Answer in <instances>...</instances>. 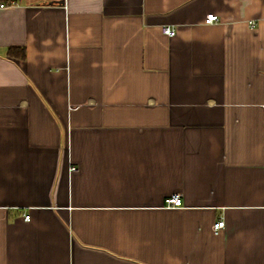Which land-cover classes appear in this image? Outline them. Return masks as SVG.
I'll use <instances>...</instances> for the list:
<instances>
[{"label":"crops","instance_id":"0c3cea01","mask_svg":"<svg viewBox=\"0 0 264 264\" xmlns=\"http://www.w3.org/2000/svg\"><path fill=\"white\" fill-rule=\"evenodd\" d=\"M16 3L0 264H264V0Z\"/></svg>","mask_w":264,"mask_h":264},{"label":"built area","instance_id":"2783aa9c","mask_svg":"<svg viewBox=\"0 0 264 264\" xmlns=\"http://www.w3.org/2000/svg\"><path fill=\"white\" fill-rule=\"evenodd\" d=\"M16 0H11L9 3H0V9H7L10 7H14L16 6ZM218 21V16L215 14H209L207 16V22L209 23H213ZM163 32L164 34L168 35V36H173L175 34V30L172 29L169 26H164L163 27ZM72 171H77L76 167H72L71 169ZM166 205L169 208H178V207H182L183 205V201H182V196L181 194H174L171 197H169L168 199H166ZM25 218L27 220H29V216L26 215ZM225 227V222L223 219H220L218 222H216L213 226V230L215 231V233H220Z\"/></svg>","mask_w":264,"mask_h":264},{"label":"trees","instance_id":"16d2710c","mask_svg":"<svg viewBox=\"0 0 264 264\" xmlns=\"http://www.w3.org/2000/svg\"><path fill=\"white\" fill-rule=\"evenodd\" d=\"M8 54L12 57L21 58V59H25L26 57V52L24 51V49H20L16 47L10 48Z\"/></svg>","mask_w":264,"mask_h":264}]
</instances>
